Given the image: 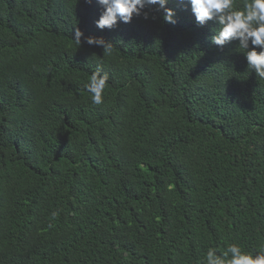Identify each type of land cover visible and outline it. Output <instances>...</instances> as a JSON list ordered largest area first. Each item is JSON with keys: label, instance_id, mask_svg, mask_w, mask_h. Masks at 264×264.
<instances>
[{"label": "trees", "instance_id": "trees-1", "mask_svg": "<svg viewBox=\"0 0 264 264\" xmlns=\"http://www.w3.org/2000/svg\"><path fill=\"white\" fill-rule=\"evenodd\" d=\"M168 7L175 25L146 8L99 30L97 0H0V264L264 250V80L236 42L211 44V22ZM77 27L112 51L77 45Z\"/></svg>", "mask_w": 264, "mask_h": 264}, {"label": "clouds", "instance_id": "clouds-1", "mask_svg": "<svg viewBox=\"0 0 264 264\" xmlns=\"http://www.w3.org/2000/svg\"><path fill=\"white\" fill-rule=\"evenodd\" d=\"M92 2L85 0L87 4ZM97 3L101 13L95 20V26L99 30L113 29L118 23L130 24L141 16L147 20L149 12L144 11L146 8L161 13L166 24L178 22L176 10L168 7L170 0H97ZM177 3L190 10L197 26L205 27L210 22L214 25L208 38L212 45L223 50L236 42V49L243 53L246 61V70L264 80V0H240L239 4L236 0H177ZM73 36L75 43L81 45L84 33L79 27L75 28ZM83 42L102 48L104 54L112 51V43L103 37H84ZM108 79L107 73L101 74L98 68L85 85L94 105L104 103ZM204 264H264V250L245 252L235 243L229 244L219 254L216 249L209 248Z\"/></svg>", "mask_w": 264, "mask_h": 264}]
</instances>
